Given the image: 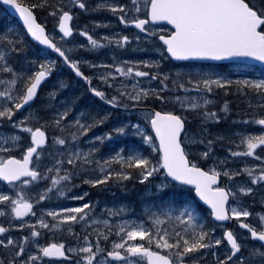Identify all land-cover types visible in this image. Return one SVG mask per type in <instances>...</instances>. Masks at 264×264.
<instances>
[{
	"label": "snow or ice",
	"instance_id": "6c2138e0",
	"mask_svg": "<svg viewBox=\"0 0 264 264\" xmlns=\"http://www.w3.org/2000/svg\"><path fill=\"white\" fill-rule=\"evenodd\" d=\"M45 2L0 0L3 11L17 13L26 32L56 56L42 51L29 57L20 31L12 25L0 31V181L6 182L0 185V264H264V212L250 211L242 199L264 189V130L230 133L237 138L220 156L215 143L227 137L209 134L206 127L221 120L209 108L220 92L245 97L253 112H242L236 118L240 123L264 126V0H97L94 7L88 0H70L67 7L49 8L54 30L59 28L52 35L35 11ZM99 10L140 29L159 58L120 60L113 54L111 63L77 58V47H141L140 34L97 38L86 25L73 27L77 13ZM157 21L172 27L161 34ZM91 23L94 30L111 22ZM74 31L87 42L67 39ZM13 56L19 57V68ZM171 59L225 61L228 67L162 68ZM57 60L87 83L93 103L118 110L119 119L103 108L70 116L80 97L56 100L69 87L63 79L34 107L42 83L58 69ZM82 65L102 71L87 75ZM189 112L201 118L196 132L187 126ZM110 120L104 131L87 136ZM124 137H138L140 144ZM197 143L203 148H193ZM238 157L260 163L233 166ZM129 180L144 184L152 198L142 218L127 215L124 203L104 202L97 211L101 201L91 197L93 189L124 187ZM53 197L76 203L41 204ZM199 201L210 206L211 224ZM45 231L63 232L68 239L42 242Z\"/></svg>",
	"mask_w": 264,
	"mask_h": 264
},
{
	"label": "rangeland",
	"instance_id": "374dc122",
	"mask_svg": "<svg viewBox=\"0 0 264 264\" xmlns=\"http://www.w3.org/2000/svg\"><path fill=\"white\" fill-rule=\"evenodd\" d=\"M95 4H93V6H95ZM141 11H142V8H141ZM109 14H110V17L112 19H116L117 18L112 13L109 12ZM45 18H46L45 20L44 19L42 20L44 22V24L47 25L48 21H49L50 22V24H49L50 28L53 29L54 25H52V20H54V22H56V18L53 17L52 15H48ZM85 30H89L91 32V34L94 35V36H97V38H99L101 34H105V33L111 34L113 31H115V29L112 28V24L111 23L107 26V28L94 29V30L86 28ZM71 41L75 45H80V44H85L87 42V38L83 37L82 34H80L77 31L76 36ZM27 49L31 50V47H29ZM128 50H129V47L118 48L114 43L111 44V45H106V46L102 47L101 49H99L97 51H88L85 48H78V47L75 49L77 58H81L82 57L84 60H91L93 62H95L99 58H103L108 63H111L113 54L120 60L142 59V58H147L148 54H150L149 53L150 50H148L146 52V54L139 55V56H136V54H133V52H132L131 55L128 58L125 59V56L126 57L128 56V54H127ZM155 56H156V54H154L152 58L156 59ZM45 58H47V57L43 56V58H40V59H45ZM191 65L192 64L182 65V66H178L177 67L176 65H173V64L169 63L167 60H165L163 62V64H162V68H164L165 70H167V69H172V70H175V69H186V68H188ZM199 66H209V65H199ZM82 69H85V70L91 69L92 72H94V73H99V72L102 71V69H99V68H96V69L88 68L87 65H82ZM145 70H147V69H145ZM59 71H60L59 67H58L57 70H54L55 75L57 77V80L63 79L67 83V78H60L59 77ZM116 79H119V77H117ZM95 82H96L95 84L98 83L96 78H95ZM72 88H73V90H75L77 87H72ZM44 93H45V90L43 91V93L41 95V99L38 101V103L35 106H38V105H40V104L45 102L44 99H43V94ZM82 93L87 94V92H85L84 90H82ZM238 97H239V99H238ZM240 98H241V96L237 95V94L225 95L222 92H220V93H217L213 97V102H212V104L209 105L210 109L217 110V113L219 115H221V120L218 121V122H209L206 125V127L208 129V133L209 134L223 135V136L227 137L224 140H217L216 141L215 147H214V152L217 155H220V156L224 155L225 152H226L227 146H229V140H234V139L237 138V137L229 136L230 133L240 131V127L241 126H245V127H249V128L258 126V125H253L251 123L245 125L243 123H240L236 119L238 116H240V111H239L240 108L236 105L237 101H239ZM225 100L228 101V111L227 112H225V110H224V101ZM88 103L92 106L91 110H95L97 108H103L101 105L93 103L91 99L88 100ZM85 104L86 103H83V105H81V106L84 107ZM106 110L113 111L111 108H108ZM248 114H250V113H248ZM188 115L190 117V123H188V127L191 129V131L196 132L198 130L199 126H200L201 118L199 116H197L195 113H191V112H189ZM113 117L115 119H119L118 110H114ZM113 122L114 121L110 120L105 125H99L96 128H93L87 134V136L91 135L92 132H96L97 134H99L100 132L104 131L109 126V124H111ZM5 130L6 131H11L10 127H7V126H5ZM124 138L129 140V142H128L129 144H137V145L140 144V140H139L138 137H124ZM121 139L123 140V138H121ZM25 141H27V137H25ZM232 146H235V145H232ZM142 147L145 150L147 149V145H143ZM193 148L202 149L203 145H200V144L197 143V144L193 145ZM153 155H155V154H153ZM237 159L238 158L235 159V161L233 163V166H237ZM246 162L250 163L249 161H246ZM256 163H260V162H256ZM114 185L115 184L112 185L114 187V189L119 188V187L114 186ZM109 188H111V186H109ZM144 189H145V187H144ZM259 193H260V191H259ZM243 197H244L243 203L245 205L249 206L250 211L259 212V209L257 207H255V206H256V204H261V200L263 199L261 194H260V197H261L260 201L257 198H255V196H253V194H251V195L248 194V195H245ZM98 198L101 201V204L98 206L97 211H99V209L101 207H103L104 202H107L109 206H113L114 204H118V203H124L129 208V212H128L127 215L136 216L137 218H142V216H143V212L141 213L140 211L136 210L133 206L129 205L127 202L122 201L120 199V197H119V193L118 192L105 190L102 193V195H100ZM69 202H71V203H67V204H65V206L73 204V202H76V201H69ZM202 215H204V217H205L204 213ZM250 218H254V220H256V217H250ZM113 219L115 220L116 218H113ZM205 219H206V217H205ZM217 232H219V231H217ZM42 242H44V241H42Z\"/></svg>",
	"mask_w": 264,
	"mask_h": 264
},
{
	"label": "flooded vegetation",
	"instance_id": "af4514ba",
	"mask_svg": "<svg viewBox=\"0 0 264 264\" xmlns=\"http://www.w3.org/2000/svg\"><path fill=\"white\" fill-rule=\"evenodd\" d=\"M120 29H122L125 32H129L131 34H133V33L135 34L136 33V30L134 29L133 25H122V28L120 27ZM258 206L264 207L263 205H258ZM228 227H233V225L232 226H228ZM234 230H236V229H234Z\"/></svg>",
	"mask_w": 264,
	"mask_h": 264
},
{
	"label": "trees",
	"instance_id": "16d2710c",
	"mask_svg": "<svg viewBox=\"0 0 264 264\" xmlns=\"http://www.w3.org/2000/svg\"><path fill=\"white\" fill-rule=\"evenodd\" d=\"M39 11V10H38ZM130 190H131V192H132V194L133 195H135V200H136V202H138L137 203V205L138 204H140L141 203V198H140V196H139V193L141 192V189L139 190L137 187H133V188H129ZM142 196V195H141Z\"/></svg>",
	"mask_w": 264,
	"mask_h": 264
},
{
	"label": "water",
	"instance_id": "95a60500",
	"mask_svg": "<svg viewBox=\"0 0 264 264\" xmlns=\"http://www.w3.org/2000/svg\"><path fill=\"white\" fill-rule=\"evenodd\" d=\"M14 16H16L18 19H19V17H18V14L17 13H15L14 11H11V10H9ZM20 20V19H19ZM20 22L22 23V21L20 20ZM30 35V34H29ZM31 37V36H30ZM32 38V37H31ZM33 40H34V38H32ZM35 41V40H34ZM36 43H38V44H40V42H38V41H35ZM40 45H42V44H40ZM43 47H46L47 48V46H44V45H42ZM209 62H225V61H209ZM254 63H256L258 66H259V62L258 61H254ZM203 202V201H202ZM204 203V202H203ZM205 204V203H204ZM206 205V204H205ZM208 206V205H207ZM208 207H210V206H208Z\"/></svg>",
	"mask_w": 264,
	"mask_h": 264
}]
</instances>
